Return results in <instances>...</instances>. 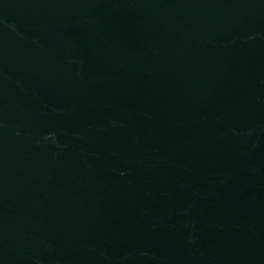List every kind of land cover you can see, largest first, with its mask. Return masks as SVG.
Listing matches in <instances>:
<instances>
[{
  "label": "water",
  "instance_id": "1",
  "mask_svg": "<svg viewBox=\"0 0 264 264\" xmlns=\"http://www.w3.org/2000/svg\"><path fill=\"white\" fill-rule=\"evenodd\" d=\"M0 264H264V0H0Z\"/></svg>",
  "mask_w": 264,
  "mask_h": 264
}]
</instances>
